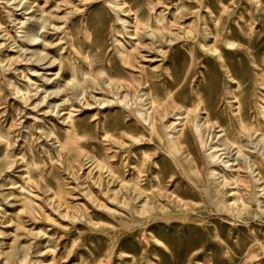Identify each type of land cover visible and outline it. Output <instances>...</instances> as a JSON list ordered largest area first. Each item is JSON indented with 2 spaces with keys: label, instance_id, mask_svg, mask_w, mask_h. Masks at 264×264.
<instances>
[{
  "label": "rangeland",
  "instance_id": "rangeland-1",
  "mask_svg": "<svg viewBox=\"0 0 264 264\" xmlns=\"http://www.w3.org/2000/svg\"><path fill=\"white\" fill-rule=\"evenodd\" d=\"M124 1L130 12L113 6V0H0V264H264V213L255 195H246L252 207L240 216L220 210L222 198L209 190V173L228 169L210 161L208 147L188 131L184 142L194 161L182 159L183 167L166 133L152 139L134 107L143 91L134 96L133 78L117 55L120 43L132 49L136 42L120 18L143 33L149 25L158 28L156 18L163 12L174 21L171 31L190 27L196 34L214 31L213 18H220L219 28L241 46L226 55L239 88L219 61L200 48L201 36L160 44L146 33L144 57L134 73L163 100L172 93L188 106L199 91L214 130H219L218 119L233 135L230 86L235 85L246 111L258 93L248 52L258 60L264 57V0ZM32 24L30 40L25 33ZM259 32L262 37L250 42L248 37ZM90 69H104L108 76L103 78L121 82V94L130 92L128 101H121L120 92L102 90V76L99 86L82 75ZM73 71L86 88L80 96L81 86L64 88ZM65 95L68 102L62 101ZM175 118L167 112L161 122ZM255 143L253 137L242 150L253 155ZM221 151L225 159L237 156L233 147ZM94 156L111 161L115 174H99ZM136 165L142 185L159 194L166 207L156 208L152 220L120 202L124 187L116 192L124 178L136 175ZM193 166L196 173L189 169ZM172 194L182 198V208L167 197ZM258 197L263 200L264 194Z\"/></svg>",
  "mask_w": 264,
  "mask_h": 264
},
{
  "label": "bare ground",
  "instance_id": "bare-ground-1",
  "mask_svg": "<svg viewBox=\"0 0 264 264\" xmlns=\"http://www.w3.org/2000/svg\"><path fill=\"white\" fill-rule=\"evenodd\" d=\"M125 4L126 2L124 0H113V6L117 7L119 10L123 12L126 11L130 12V9L125 8ZM120 20H122L124 23L126 33L132 36L133 38H135L136 42L135 45L132 44V49L128 48L123 43H120L119 46L120 48L117 49V55L120 59V63L130 73L131 77L133 78L134 82L133 83L129 82V84L131 83L130 84L131 91H133L132 87H134V96L136 95L138 90L143 91L141 95L139 94V103L137 105H134V107L136 109L139 120L146 122L148 124L147 129L150 133V136H152V139L155 136L160 140L161 139L160 132L166 133L167 136L166 142L170 150L174 154L177 155L180 154L179 155L180 157L175 159L177 160L178 164L182 166L181 165L182 159L186 160L185 162L188 163L194 161L190 157V153L188 152V148L187 146H185V142H184V137L186 136L187 131L190 132L194 137L198 138L203 148L208 147L209 150L208 159L210 161L221 162L224 168L228 169L227 170L228 172L212 169L209 173L210 181H212L209 184L210 186L209 190L213 191L211 190V188H213L216 194L220 195L222 198L218 203L220 210L225 211V213H227V216L228 214L240 216L243 212H249L252 206H251V201L249 200V198H247L246 195L253 193L255 195V199L260 204L259 206L260 211L264 213V199L262 200L258 197L259 194L261 195L264 194V176H263L264 174V57H260V59L258 60L256 56L253 54V52H248L249 61L251 60L254 66V70L256 71L254 75V83H255L254 88L257 90L258 93H260V94L258 93L255 94V100L253 99L254 105L249 106V111H246L243 105V101L233 91V87H235V85H233L232 87L230 86V92L233 95L234 98L233 103L235 105L233 106L234 110L232 111L233 116L230 117L232 120L235 133L233 132V135L232 133L230 134L225 128L222 127L218 119H216L214 123L217 124L219 130L215 131L214 127L212 126L213 123H211L210 113L208 112L209 107L207 105L204 96H202L199 91L195 90L194 96L192 97L191 100H189L188 98L190 102V105L188 106L185 105L184 101L175 100L173 98L172 93L166 96V100H163L161 99L162 97L161 98L156 97L149 88L148 86L149 84L147 85V82L144 81V78H140V75H136L134 71L140 67L139 65L141 63L140 60L144 57V55L141 54V44L143 45L142 39L145 37L146 33H149L148 36L154 39L152 40L153 42L158 41L160 44L163 41L173 43L184 37L197 38L198 36L197 39H199V36H201L204 38V41L202 42L197 40V42L201 46L199 47L202 48L206 53L212 55L211 57H214L216 61L217 60L219 61L226 76L230 80L235 81L237 83L236 87L239 88L241 86V83L233 75L231 66L226 61V55L228 53H235V51L241 48V46L239 45V42L237 40L228 37L229 36L228 32H225L222 30V28L221 29L219 28L221 22L220 18L217 17L213 18V23L215 27L214 31L209 30L210 28L209 29L205 28L197 31V34L194 33V30L190 27L187 29L183 28V31H176V32L171 31L170 28L173 25L174 21H169L163 12H161L159 17L156 18L157 23L159 24L158 28L154 30L149 25L147 26V28L149 27L148 30L147 31L143 30V33L141 32V30H139L138 25L132 26L131 21L126 20L125 18H120ZM246 20L248 23V19ZM130 27H132V29H130ZM34 31H35V24H32L28 27L25 33L28 39L31 40ZM85 31L87 38H89L88 36L89 32L87 31V29ZM261 37H262V32H259L254 36L250 35L248 39L251 42ZM219 41L223 42L224 47L219 44ZM159 49L163 51V48H159ZM33 53L37 55L36 58L37 61H42L44 59L42 54L39 53V50L34 49ZM82 75L84 77L89 76L91 81L95 85L101 86V82H99V77L102 76L103 78L104 75L108 76V73L105 72L104 69L98 70L96 72L90 69L88 71H84ZM77 77L78 76H76V73L73 71L70 77L66 78V83L64 85V88L66 87L68 90L69 89L74 90L76 87L81 86V90L79 91V96H80L86 93V88L84 87L83 83H80L77 80ZM103 79L105 85L101 87L102 90L111 93L115 90L117 93H119L120 90L122 89L121 82L112 81L110 80L112 79L111 77H108L106 79L103 78ZM143 85H145L144 88H142ZM56 87H57L56 90L60 91V85H57ZM260 87L263 89H261ZM28 92L29 90L26 91V93ZM119 94L122 97L121 101L123 103H126V101H128V98L130 97V92H126V93L124 92L123 95L120 92ZM66 95L65 97H63L62 100L63 102H68L70 100V96H66ZM45 99L46 97L42 96L41 101H44ZM98 99L104 103L110 102L108 98L99 97ZM168 102L169 104H167ZM138 106L141 109L140 108L137 109ZM167 112L172 113L176 117L175 118L176 121L168 124L164 122L162 123L161 121L162 119L165 118ZM69 116L70 114L68 115V117ZM129 134L132 137L130 132ZM108 135H109L108 131L105 130V136ZM253 137L254 140H256L254 147L255 153L251 155L247 152V150L246 151L242 150V147L248 148V145L246 143L248 141H251ZM230 147L237 149L235 153L237 156L235 158L225 159L224 157H222L223 154L222 152L223 150H226ZM220 151L222 154H219ZM105 159H100L96 156L91 158L94 168L97 169L99 174H102L106 171H108L109 174H115L116 170L112 166L111 161H106L107 159L106 160ZM0 166H1V162H0ZM189 169L191 172H195V173L197 172V166L190 167ZM136 170H137L136 175L131 176L129 179L126 178L123 179L121 188L117 189L116 192L122 191V187H124L125 190L122 191L123 194H122V198L120 199V202H122L123 205L129 208V210L132 211L134 214L146 217V219L148 220H152V214L156 208H159L160 210L163 211L166 210V207L158 201L159 194H156L155 192H150V193L147 192L150 188L145 187L140 182V179L142 177L141 175L142 171L140 167H138L137 165H136ZM257 189H259V191ZM167 197L175 205V208L179 209V207L182 208V206H184L182 202L183 201L182 198H180L178 195L172 194V195H167ZM139 198H142L140 201L141 203L138 202ZM16 213H18V211ZM151 237L155 239V241L158 240L155 235H151ZM259 241H260L259 238L255 239L256 243ZM263 254H264V248H263Z\"/></svg>",
  "mask_w": 264,
  "mask_h": 264
}]
</instances>
